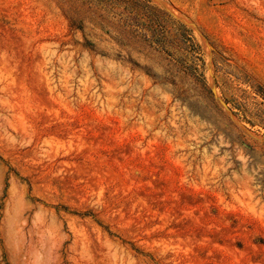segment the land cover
<instances>
[{"label":"rangeland","instance_id":"1","mask_svg":"<svg viewBox=\"0 0 264 264\" xmlns=\"http://www.w3.org/2000/svg\"><path fill=\"white\" fill-rule=\"evenodd\" d=\"M150 1L203 81L124 3L0 0V264H264V0Z\"/></svg>","mask_w":264,"mask_h":264},{"label":"trees","instance_id":"2","mask_svg":"<svg viewBox=\"0 0 264 264\" xmlns=\"http://www.w3.org/2000/svg\"><path fill=\"white\" fill-rule=\"evenodd\" d=\"M97 1L106 2L114 7H120V4L124 3V10L129 13V17L133 20V23L127 22V24L140 29L146 41L150 44L158 45L169 54L170 52L166 49V44L173 42V44L179 46L178 41L181 42L183 46L180 48L190 54L191 62L189 63L182 58L178 61L196 76L197 79L203 81L205 59L202 48L197 42L193 30L185 23L158 9L150 0ZM148 32L151 34L148 35ZM258 94L263 96L264 99V88L260 87ZM232 107L237 110V114L242 115L244 118L251 113L246 102L233 101ZM249 121L251 122V120Z\"/></svg>","mask_w":264,"mask_h":264}]
</instances>
